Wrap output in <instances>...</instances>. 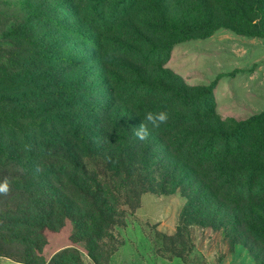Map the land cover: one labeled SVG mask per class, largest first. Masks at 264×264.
Here are the masks:
<instances>
[{"label": "rangeland", "instance_id": "1", "mask_svg": "<svg viewBox=\"0 0 264 264\" xmlns=\"http://www.w3.org/2000/svg\"><path fill=\"white\" fill-rule=\"evenodd\" d=\"M68 98L80 118L104 111L106 156L90 162L120 193L104 218L92 197L68 198L75 163L62 184L39 181L31 145L56 116L42 108ZM161 111L167 123L139 141ZM109 152L128 156L121 179ZM5 177L0 264H264V0H0ZM42 205L56 214L36 231Z\"/></svg>", "mask_w": 264, "mask_h": 264}, {"label": "trees", "instance_id": "2", "mask_svg": "<svg viewBox=\"0 0 264 264\" xmlns=\"http://www.w3.org/2000/svg\"><path fill=\"white\" fill-rule=\"evenodd\" d=\"M37 90L40 89L38 88ZM182 98L183 100L191 99L185 94H183ZM52 105L53 106H46L42 108L44 110L41 117L43 118L46 116L44 114V112L46 111L55 112L56 116L53 118L54 121H51V123H53L51 125L52 128H54V134L50 135L41 127L39 135L33 138V143L31 145L32 148L36 149L38 153L37 160L40 166L38 173L40 175L39 181L41 182V185H43L42 187L47 188L48 184L51 183V180L56 178L55 172L60 173L58 183L62 184V181L66 176V172L67 169H69L70 164L75 163L78 166L74 169V171L76 172L75 178H77L79 175L81 176V178L76 179L75 181L69 179V181L72 182V185L70 186V190H68L67 193L68 198H72L74 192H76L77 194H83V198L88 199L89 197H92L96 201L98 209L97 211L102 215L103 218L106 217L108 213H114L115 210H113L112 204H114L116 200H118V196L120 195L117 188L118 186L113 187L105 181L98 180V177L95 174V166L92 162H90V158H93L94 162H96L97 155H99V157L101 156L100 158L103 159H105L104 157L106 156L105 152H103L102 150H98L96 147L98 138L101 139L103 137V134H105L106 132V127H98L97 130H95L96 123H101L104 125V123L106 122V120L103 119L104 111L100 115H98V117L86 120L85 118L76 116L78 110H76V105L74 104V101L72 99H64ZM109 109L110 111H108L107 113L113 110V108H111L110 106ZM69 110H74L73 116L67 113ZM80 111L81 113H83L82 110ZM64 113L66 114V116L64 115ZM81 122L82 124H80ZM15 129H17V127H15ZM57 129L60 130L57 131ZM10 132L13 137H16L18 134V132L15 130H13V132ZM225 138H229V136H218L219 140H224ZM58 144L59 148H66L67 151L64 154V151L62 152V150L50 154V149L48 146H52L53 149L54 145L58 146ZM54 149L56 148L54 147ZM57 153L62 155L61 158H56ZM109 155H111V158L104 161V164L109 168V170L113 171L116 174L115 176L121 179L124 175L128 174L131 171L130 167L127 164L128 156L124 155L123 157L120 155V153H118V155H115L112 152H109ZM64 163H67V166H65V168H63V172H61L57 168L59 164L66 165ZM130 193L131 192L126 189L125 195L128 199L131 196ZM30 205L32 204L27 205L28 209H35L34 206ZM58 209L61 211L58 217H62V215H64V212L61 207L57 208V210ZM33 214L38 215L40 220H36L37 223H30L28 226L30 228L35 227L34 229L36 231H42L43 227L47 225L51 226L50 222L53 221L52 218L56 214V212L51 211L47 209L45 205H42L40 207V210H36V212H33ZM24 217L30 219L34 218L32 215H30L29 217L28 214H24ZM44 217H47V219H44ZM101 221L102 224L100 226V229H106L108 227V223H106L105 219H101ZM25 226H27V222H19V227ZM33 232L35 231L33 230ZM31 242H33V240L31 241L30 239L29 243ZM65 256L63 255V257H60L58 259L62 261L66 260ZM35 262H39V259L37 261L35 258H33L30 264H33ZM67 263L71 264L70 261ZM54 264H57V262Z\"/></svg>", "mask_w": 264, "mask_h": 264}, {"label": "clouds", "instance_id": "3", "mask_svg": "<svg viewBox=\"0 0 264 264\" xmlns=\"http://www.w3.org/2000/svg\"><path fill=\"white\" fill-rule=\"evenodd\" d=\"M168 113L161 112H147L144 116L143 122L138 128L133 131V135L139 141H146L151 134L160 129L162 125L168 121ZM11 192V182L7 177L0 180V196L6 197Z\"/></svg>", "mask_w": 264, "mask_h": 264}]
</instances>
